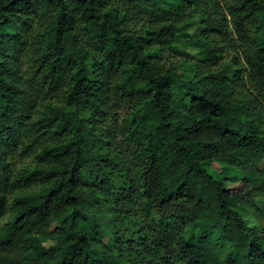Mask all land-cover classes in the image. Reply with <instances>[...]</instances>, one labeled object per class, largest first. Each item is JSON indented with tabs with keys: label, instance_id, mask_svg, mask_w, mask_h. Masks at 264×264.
<instances>
[{
	"label": "trees",
	"instance_id": "1",
	"mask_svg": "<svg viewBox=\"0 0 264 264\" xmlns=\"http://www.w3.org/2000/svg\"><path fill=\"white\" fill-rule=\"evenodd\" d=\"M263 160L264 0H0V264H264Z\"/></svg>",
	"mask_w": 264,
	"mask_h": 264
},
{
	"label": "rangeland",
	"instance_id": "2",
	"mask_svg": "<svg viewBox=\"0 0 264 264\" xmlns=\"http://www.w3.org/2000/svg\"><path fill=\"white\" fill-rule=\"evenodd\" d=\"M219 165H221V163L220 162H216V164H214L212 167H210L211 168V171L212 172H214V173H216V170H219ZM261 165L262 166H264V160H263V162L261 163ZM232 171L234 172V169L232 168ZM221 172H218V176L220 177V176H222L223 174H220ZM231 186L232 187H234L235 189H239V188H241L243 185H242V182H239V183H231ZM264 234V233H263ZM51 242V241H50ZM50 242H47V243H45L46 245L47 244H49Z\"/></svg>",
	"mask_w": 264,
	"mask_h": 264
}]
</instances>
